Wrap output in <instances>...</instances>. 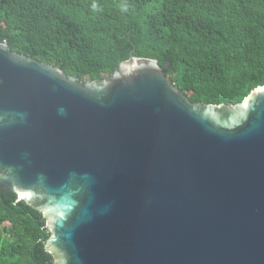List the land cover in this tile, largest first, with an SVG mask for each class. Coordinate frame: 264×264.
I'll return each instance as SVG.
<instances>
[{
    "label": "water",
    "instance_id": "water-1",
    "mask_svg": "<svg viewBox=\"0 0 264 264\" xmlns=\"http://www.w3.org/2000/svg\"><path fill=\"white\" fill-rule=\"evenodd\" d=\"M133 51L82 82L0 39V189L55 264H264V84L193 101Z\"/></svg>",
    "mask_w": 264,
    "mask_h": 264
},
{
    "label": "trees",
    "instance_id": "trees-1",
    "mask_svg": "<svg viewBox=\"0 0 264 264\" xmlns=\"http://www.w3.org/2000/svg\"><path fill=\"white\" fill-rule=\"evenodd\" d=\"M0 39L86 82L158 59L193 101L264 84V0H0ZM43 213L0 189V264H55Z\"/></svg>",
    "mask_w": 264,
    "mask_h": 264
}]
</instances>
